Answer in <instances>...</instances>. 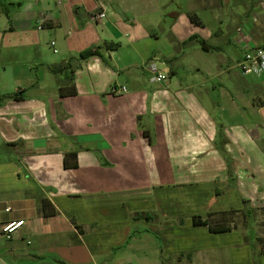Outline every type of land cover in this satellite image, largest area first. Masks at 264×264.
<instances>
[{
    "label": "crops",
    "instance_id": "1",
    "mask_svg": "<svg viewBox=\"0 0 264 264\" xmlns=\"http://www.w3.org/2000/svg\"><path fill=\"white\" fill-rule=\"evenodd\" d=\"M240 29L264 45V0H0V264H264V80L237 72ZM200 51L226 56L225 115L215 84L178 79ZM244 208L256 244L193 224Z\"/></svg>",
    "mask_w": 264,
    "mask_h": 264
},
{
    "label": "rangeland",
    "instance_id": "2",
    "mask_svg": "<svg viewBox=\"0 0 264 264\" xmlns=\"http://www.w3.org/2000/svg\"><path fill=\"white\" fill-rule=\"evenodd\" d=\"M226 13H228V10H225V13H224L225 18L227 19L228 18L227 15L229 14H226ZM223 60L226 61V56L224 52H221V53L210 52V54L208 55L203 53L202 51L198 52V55H194L193 53L189 55L188 53L186 57L183 59V62H184L183 68L180 70L178 74L179 80H183V81L193 80L194 82H207L209 83V86L211 87L214 84L217 86V89L214 90L215 91L214 97L216 98L217 95L220 96V100L216 101V105H215V113L218 115H225L226 113L230 112L228 109V104L230 103V101H228L226 97H228L229 99H230V96L235 97V95L237 94L235 93V91L238 90V88L236 89V85L234 84L232 79L228 77V75L218 76V73H216V70H214L215 69L214 65H218ZM237 72L239 73L240 71L238 70ZM239 74L241 75V73ZM69 76H70V73H64V74L59 75V77L62 78V81L64 83H71L69 80L70 79ZM241 76L245 77L243 75ZM222 88H225V89H222ZM226 91L228 93H226ZM1 155L2 153L0 152V156ZM252 216L253 218L255 217L257 219V223L255 226L258 229V231L260 233L263 232V235L260 238H264V215L261 213H258L257 215L254 212ZM222 218L228 220L227 225H229L230 227L236 226L242 229L248 227L249 222H250L249 219H245L243 215L241 214L228 215L225 217L216 216L212 220L220 221ZM233 231H235L234 233L239 235L241 238L243 237V240L245 242L251 241L252 244H256L257 236H256L255 229L249 228L247 232H245L247 234L246 236L245 235L243 236L244 231L240 229L233 230ZM199 241L203 244H209L213 242V239L209 237L207 233L205 232L202 233V231H199ZM231 253H232V249H231ZM21 264H31V261L28 259V260L22 261Z\"/></svg>",
    "mask_w": 264,
    "mask_h": 264
},
{
    "label": "trees",
    "instance_id": "3",
    "mask_svg": "<svg viewBox=\"0 0 264 264\" xmlns=\"http://www.w3.org/2000/svg\"><path fill=\"white\" fill-rule=\"evenodd\" d=\"M191 19L194 22L197 21L194 16H192ZM199 43L203 47L204 50H210L211 49L205 41L199 40ZM93 56H99L97 50H88L86 52H83L79 55L78 59L84 60V59H87V58L93 57ZM70 81H72L71 78H70ZM24 93H25V90H20L17 93H14L12 95L4 96V98H13L16 100H20V99H23ZM59 94L61 97L75 96L77 94V91H76L75 86H70V87L60 88ZM76 159H77V153L66 154V163H65L66 169H76L78 167ZM41 211H42V214L46 217L55 216L57 213L56 209L52 207L51 203L48 200H42ZM254 211L255 210H247V208H244L241 211L230 210L229 212H220V213L208 214L205 218H203L201 216H194L193 217V224L195 226H207L211 233H221V232H225V231L238 230L239 228L236 226L230 227L229 225H227L228 220H226V219L222 218L220 221H215L212 219L215 218L216 216L225 217V216L234 215V214H241L246 219V217L247 218L251 217V213ZM139 216L148 217L147 214H139L138 217ZM258 241L262 244V251L264 252V239L259 238ZM57 263L58 264H66L63 261H58Z\"/></svg>",
    "mask_w": 264,
    "mask_h": 264
},
{
    "label": "built area",
    "instance_id": "4",
    "mask_svg": "<svg viewBox=\"0 0 264 264\" xmlns=\"http://www.w3.org/2000/svg\"><path fill=\"white\" fill-rule=\"evenodd\" d=\"M99 18H105V14L99 15ZM42 29V26L38 27ZM54 42L51 46H54ZM238 46L242 52V58L237 64V68L243 75L255 76L264 80V45L257 46L252 39L242 29L238 31ZM55 52H57L55 50ZM149 71L152 73V81L155 83H163L168 79L167 74L160 72L157 63H150L148 66ZM115 95H121L127 92L125 87L113 88ZM7 212L10 209H6ZM25 224V221H13L2 227L1 233L6 239H11L19 228Z\"/></svg>",
    "mask_w": 264,
    "mask_h": 264
}]
</instances>
